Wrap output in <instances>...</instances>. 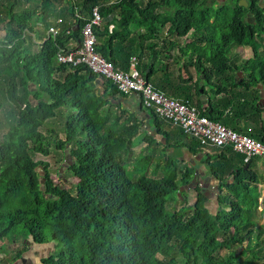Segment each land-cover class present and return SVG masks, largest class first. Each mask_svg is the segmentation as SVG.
<instances>
[{"label": "trees", "instance_id": "16d2710c", "mask_svg": "<svg viewBox=\"0 0 264 264\" xmlns=\"http://www.w3.org/2000/svg\"><path fill=\"white\" fill-rule=\"evenodd\" d=\"M260 1L246 0L245 8L242 0H0V110L6 107L9 126L0 138V240L55 243L43 264H264V224L258 218L263 179L254 171L255 159L203 144L141 103L135 111L124 108L129 95L108 80L99 86L86 66L56 57L78 45L82 26L98 7L95 51L114 69L128 71L135 57L138 73L155 90L226 126L237 124L246 103L215 97L239 89L240 98H252L246 101L255 123L262 111L254 105L258 85L264 86ZM52 25L59 28L55 35L48 31ZM160 40L165 47L159 53ZM239 47L250 48L252 57L240 59ZM177 49L188 58L184 67L172 53ZM177 65L184 76L195 66L196 75L217 88L208 98L218 110L204 109L200 86L179 81ZM228 109L232 115L225 117ZM145 120L156 135L144 129ZM232 130L264 144L263 128ZM52 147L70 162L73 193L50 180L45 163L34 161L36 155L48 157ZM170 149L175 155L167 157ZM183 149L202 155L206 175L219 181L215 214L199 185L193 206L180 192L197 169L177 160ZM138 164L144 166L140 176L131 169ZM178 203L181 209L174 207ZM2 254L9 255L5 247L0 264Z\"/></svg>", "mask_w": 264, "mask_h": 264}, {"label": "built area", "instance_id": "2783aa9c", "mask_svg": "<svg viewBox=\"0 0 264 264\" xmlns=\"http://www.w3.org/2000/svg\"><path fill=\"white\" fill-rule=\"evenodd\" d=\"M102 20L98 7L92 9L88 21L81 28L82 40L75 48L57 52V60L61 63L86 66L98 78L110 81L123 94H136L143 108L152 110L155 115L173 126L183 129L185 134L201 139L203 144L214 147H231L234 152L242 154L247 161L264 159V144L248 135L240 134L222 123L214 122L208 117L200 115L196 107L171 99L158 92L147 83L137 71V59L132 57L128 71L114 69L96 51V35L94 26ZM61 20L58 19V22ZM58 27L52 25L48 31L55 35ZM259 210L264 214L262 206L264 199L259 200Z\"/></svg>", "mask_w": 264, "mask_h": 264}, {"label": "crops", "instance_id": "0c3cea01", "mask_svg": "<svg viewBox=\"0 0 264 264\" xmlns=\"http://www.w3.org/2000/svg\"><path fill=\"white\" fill-rule=\"evenodd\" d=\"M57 22H58V20H57ZM164 43L165 42L163 40L159 41L158 47L156 48V50L159 53L162 50L163 46L165 47ZM74 44H75L74 41L70 42V46L74 47ZM202 46H205V43H202ZM240 48L241 49H245V50L247 49L249 54H250L249 57H246V58L245 57H240V59L247 60V59H250L252 57V51H251L250 48H248V47H240ZM238 49H236V53L239 55V53L237 51ZM144 52L148 55V57L150 59L153 58L152 53H151L149 48H147ZM172 53L174 55L181 56V58H180L181 64L184 67V64L186 63V60H188V58L185 57V55L183 53H181V51L179 49L174 50ZM166 62H165V60H163L164 64H166ZM180 69H181V66H179V65H177V69H174L175 76H176V78H178L179 81H182V80L183 81H192V83H194L195 85L200 86L199 92H200L201 102L203 103L204 109L209 111V113H212L214 110H218V105L217 104H213L212 108H211V106H209V98H208V96H210V95L213 98L217 88L214 87L213 85H210V83H208L205 80L204 76L203 77L200 76L201 77V79H200L199 75H196L197 73H196V67L195 66L188 67V70H186V76H184L182 74V71ZM187 71H189L193 75L192 78L188 76ZM162 72L164 73V71H162ZM163 73H161V75H165V73L164 74ZM237 76L240 79H243V72H238ZM199 79L201 81H199ZM152 80L155 81L154 79H152ZM212 82L213 83L216 82L215 78H212ZM101 84H102V81H100L99 78H98V85L100 86ZM222 86L226 88V83H223ZM203 87L205 88L207 94H204V91L202 90ZM224 90H226V89H224ZM258 90H259V92H258L259 93V98L255 100L254 105L256 107H258L259 109H261L262 111H261V120L260 121H256L255 123L251 120L252 112H253V114H255L254 113V109H253V105L251 103L247 104V101H246V99H250V100L252 99L249 95H248V97L240 98V96L238 95L239 93L237 92V91H239V89H237V91L235 92L234 96L230 92H226V91H223L222 93H218V95H216V97H215L216 99H215L214 102L219 101V100H221L223 98H225V100H226V97H227V98L233 100V102H235V104H237V103H239V104L246 103L245 110L241 109L236 114V118L238 120L237 124L236 123L234 124V122H229L230 124L227 126L228 128L234 129L237 126V127H240V129H245V131L252 130L253 128H255V129L256 128H258V129H262L263 128L264 129V86L262 84H259L258 85ZM128 98H129L128 100H125V101L121 102L122 106L124 108L130 110V111H135V109H138V107L140 105L139 97L137 95H133V97H132V95H129ZM229 111H231V110L228 109V111L227 110L224 111V116L225 117L232 115V113L229 112ZM144 125H145V126H143L144 129L147 130L149 134L156 135L155 132H157V129L156 128H151L149 126L147 120H145ZM160 131H162V127L160 128ZM162 142H164V140ZM139 146L141 148L144 145L142 144V146L141 145H139ZM182 152H183V155L180 156V157H177V160L180 162V164H182L183 166L188 164L189 166L197 167L196 174L194 176V181H193V183L191 185L188 186L189 190L193 191L196 194V189L195 188H196V186L199 185L200 189L206 195V198H208V202L210 203L211 199H213V200L215 199L216 204H218L219 181H217V180H215V179H213V178H211V177L206 175L207 171L201 165V161L203 159V156L202 155H193L187 149H183ZM167 154H168L167 157H169L171 154L175 155L174 151L171 150V149L168 150ZM160 163H162V161ZM199 165H201V166H199ZM253 167H254V171H257L259 173L260 178L263 179L261 184H260V188L262 189V197L264 198V159L263 158L255 159L253 161ZM195 177H196V179H195ZM207 189L209 190V192L213 191L212 193H214V195H212V194L210 196L207 195L206 194ZM208 202L206 204H209Z\"/></svg>", "mask_w": 264, "mask_h": 264}, {"label": "rangeland", "instance_id": "374dc122", "mask_svg": "<svg viewBox=\"0 0 264 264\" xmlns=\"http://www.w3.org/2000/svg\"><path fill=\"white\" fill-rule=\"evenodd\" d=\"M219 1L222 3L226 2V0H219ZM243 1H246V0H243ZM4 27H5V24L0 25V35L1 36L4 34ZM237 51H238L240 57L246 58V57H249V55H250L247 49L245 50V49H241L239 47V49ZM5 108L6 107H4L0 110V138H2L5 133H7L8 128H9L7 123L4 121ZM44 131L45 130L42 129L41 133H44ZM141 146H142V144H141ZM134 149H135V155H137L139 150H140V146H138ZM34 161L45 163L47 165V168H48L50 180L54 184H56L57 186L62 187L65 190L73 193V187L77 183V181L69 173H67V165L70 164V162H68V160H64L61 157V154L59 152H57L54 147H52L49 150V156L48 157L44 158L42 156L36 155V156H34ZM132 168H133V170H135L134 174L136 176H140L141 174L144 173V166L143 165L138 164V165L131 167V169ZM153 168H154L153 166L150 167L149 173L152 174ZM145 170L147 171V169H145ZM39 173L42 176L44 175L42 170H39ZM161 175H162V172H160L158 170L157 177L160 178ZM180 192H181V194H184L186 196V201L188 204L187 206H193L195 201H196L195 193L193 191H190L189 187L182 188V191H180ZM212 192L213 191L209 192V190L207 189L206 194L209 196L211 194L214 195V193H212ZM206 205L212 214L216 213V210L218 208V204H216L215 199L214 200L211 199L210 203L206 204ZM174 207L176 209H181L182 205L178 203V204L174 205ZM258 218L260 220V223L264 224V214L261 213L260 210H259ZM24 245H26V247ZM0 247H5L9 252L8 256H5V254H2L4 264H21V261L18 262L17 254L19 252L23 251V254H24V255H22V257H23L26 255L25 254L26 251H30L29 248H31V247L34 248L33 249L34 254H32L31 256L26 255L23 259L25 261L29 262V264H41L42 262H40V260L42 258L48 259L51 255H53L55 253L56 244L53 242H48V244H46V245L37 246V245L32 244V242L30 240L23 241L21 239L17 242H11L8 240H0Z\"/></svg>", "mask_w": 264, "mask_h": 264}, {"label": "flooded vegetation", "instance_id": "af4514ba", "mask_svg": "<svg viewBox=\"0 0 264 264\" xmlns=\"http://www.w3.org/2000/svg\"><path fill=\"white\" fill-rule=\"evenodd\" d=\"M260 2H261V1H260ZM197 193H198V192L196 191V195H197ZM33 249H34V248H32V247L29 248L30 251H26L25 254H26L27 256H31L32 254H34ZM22 255H24V254L22 253ZM22 255H21V257H22ZM26 255H25V256H26ZM25 256H23L22 258H20V259L18 260V262L21 261V264H29V262H27V261H25V260L23 259ZM44 260H46V259H43V258H42V259L40 260V262H43ZM41 264H43V263H41Z\"/></svg>", "mask_w": 264, "mask_h": 264}, {"label": "water", "instance_id": "95a60500", "mask_svg": "<svg viewBox=\"0 0 264 264\" xmlns=\"http://www.w3.org/2000/svg\"><path fill=\"white\" fill-rule=\"evenodd\" d=\"M241 6L247 8L248 4L246 3V1H243V0H242V2H241ZM260 7H261V8H264V0H261ZM99 80L103 82V81H104V78L99 77ZM131 95H132V97H133V95H136V94H131ZM33 105L35 106L36 103H33ZM195 179H196V177H195Z\"/></svg>", "mask_w": 264, "mask_h": 264}, {"label": "clouds", "instance_id": "9594fccd", "mask_svg": "<svg viewBox=\"0 0 264 264\" xmlns=\"http://www.w3.org/2000/svg\"><path fill=\"white\" fill-rule=\"evenodd\" d=\"M261 198H263V197H261ZM264 199V198H263Z\"/></svg>", "mask_w": 264, "mask_h": 264}]
</instances>
